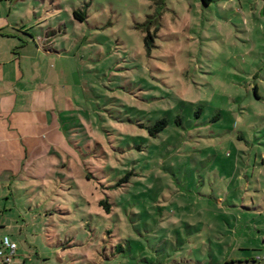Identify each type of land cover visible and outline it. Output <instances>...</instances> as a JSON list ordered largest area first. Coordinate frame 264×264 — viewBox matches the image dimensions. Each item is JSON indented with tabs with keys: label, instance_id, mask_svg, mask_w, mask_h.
Wrapping results in <instances>:
<instances>
[{
	"label": "rangeland",
	"instance_id": "1",
	"mask_svg": "<svg viewBox=\"0 0 264 264\" xmlns=\"http://www.w3.org/2000/svg\"><path fill=\"white\" fill-rule=\"evenodd\" d=\"M28 2L60 53L50 79L66 94L68 139L62 160L12 181L18 210L5 219L27 222L20 252L264 264V0Z\"/></svg>",
	"mask_w": 264,
	"mask_h": 264
},
{
	"label": "crops",
	"instance_id": "2",
	"mask_svg": "<svg viewBox=\"0 0 264 264\" xmlns=\"http://www.w3.org/2000/svg\"><path fill=\"white\" fill-rule=\"evenodd\" d=\"M34 18L28 0H0V246L4 236L16 243L12 264H35L36 258L49 262L33 250L20 252L16 240L27 222L19 214L5 219L6 211L18 210L14 200L8 204L19 191L12 181L36 178L40 167L62 160L56 149L65 147L68 139L66 94L50 79L52 60L60 53L48 40L50 28L39 27ZM261 164L264 167V161ZM85 264L99 262L89 259Z\"/></svg>",
	"mask_w": 264,
	"mask_h": 264
},
{
	"label": "trees",
	"instance_id": "3",
	"mask_svg": "<svg viewBox=\"0 0 264 264\" xmlns=\"http://www.w3.org/2000/svg\"><path fill=\"white\" fill-rule=\"evenodd\" d=\"M73 17L75 18V19H78L79 21H83V19H84V17H82L79 13H77V12H73ZM148 39H150V37L149 36H147L146 38H145V46H146V49H147V52H149L150 51V46H149V44H148ZM256 90H257V88L255 87V89H254V96H255V98L256 99H259L258 98V96H257V92H256ZM167 126V122L165 121V120H160V121H158L151 129H149V134L151 135V136H155L157 133H159L160 131H162L165 127ZM127 182V177H125V178H123L122 180H120V181H118L115 185H114V187H113V189H117V188H119L120 187V185L122 184V183H126ZM98 205L106 212V213H109V211H110V207H109V204L107 203V201L106 200H101V201H99V203H98ZM220 211H222V210H220ZM116 249V248H115ZM122 251V248L121 247H119V248H117L116 249V252H121Z\"/></svg>",
	"mask_w": 264,
	"mask_h": 264
},
{
	"label": "built area",
	"instance_id": "4",
	"mask_svg": "<svg viewBox=\"0 0 264 264\" xmlns=\"http://www.w3.org/2000/svg\"><path fill=\"white\" fill-rule=\"evenodd\" d=\"M17 250V245L9 237L1 239L0 264H12ZM257 261L264 262V256L257 257Z\"/></svg>",
	"mask_w": 264,
	"mask_h": 264
}]
</instances>
